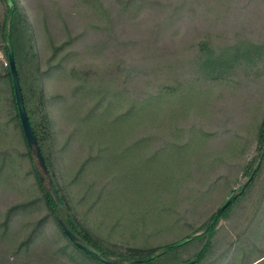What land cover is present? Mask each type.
<instances>
[{
  "label": "trees",
  "instance_id": "obj_1",
  "mask_svg": "<svg viewBox=\"0 0 264 264\" xmlns=\"http://www.w3.org/2000/svg\"><path fill=\"white\" fill-rule=\"evenodd\" d=\"M78 1L88 7L93 21L103 26L101 47L94 48L97 54L100 48L103 52L116 45L122 51L131 45L138 47L139 53H145L142 54L144 60L128 65L120 59L104 69L89 65L68 71L76 86L72 89L74 101L67 106L66 113L76 122V131L72 132L61 152L66 157L69 147L79 143L84 153V160L70 180L71 195L68 197L56 173L60 157L52 149L55 131L49 106L53 99L47 94L45 84L47 78L63 70V59L56 61L58 55L77 44L83 35L70 33L66 41L57 45L49 26L50 7L41 4L42 0H35L36 3L30 0L29 4L36 14L38 29L40 26L42 31L39 36L21 0H13L12 8L2 0L0 55L4 56L5 62L0 60V101L7 108L10 120L18 122L24 136L8 60L9 37L29 119L46 163V173L60 194L63 209L56 203L52 192L45 191L34 165V153L24 137L41 196L35 201L15 205L7 212L2 224L4 230L0 234V264H103L69 240L59 225L56 212L81 239L106 259L115 258L119 264H168L167 250L173 248V242L148 246L147 242L135 245L125 241V245L117 243V248L111 247L118 239L116 236L131 232L137 226L146 228L152 236H158L165 233V225L173 230L186 226L193 228L182 240L192 239L186 247L200 242L201 249L194 254L195 264H227L228 261L234 264L236 257L239 262L235 264H256L259 261L257 264H264V251L248 263L243 257L246 249L238 251L241 243L254 245L256 250L260 247V240L264 241V223L259 224L264 209L257 211V207L241 216L244 219L241 230L231 228L237 241L232 242L224 254L206 260L213 253L214 238L221 230L218 229L219 222L232 212L235 204L246 200L259 185H262L260 203H264V113L259 122L246 119L248 123L241 127L234 116H228L217 128L207 127L205 123L210 122L209 108L216 88L230 82L233 90H239L235 85L241 86V82H235V78H241L238 76L240 72L246 77L255 75L264 80V44L249 41H239L236 45L223 43L218 40L221 36L215 31L213 20L205 31L197 27L196 32L195 29L182 37L178 31L172 33L183 16L189 12L197 13V9H191L190 0H118L115 6L107 3L108 0ZM204 2L210 5L207 0ZM224 2L229 4L231 0ZM143 12L151 16V23L146 22L149 27L145 30L139 19ZM128 22L134 23L137 38L122 42L120 39L128 34L127 29L123 31ZM39 38L44 41L45 49L51 52L46 61L38 48ZM10 106L17 114L11 113ZM231 123L235 128L229 131ZM248 127L252 128L251 135L260 144L258 162L261 164L254 179L224 213L218 215V209L210 224L194 227L191 219L197 213V203L211 197L214 189L204 191L199 188L208 181V175L219 172L217 183L212 186L224 193L236 192V178L228 177L225 172L235 171V164L231 162L233 157L246 155L247 137L242 133ZM120 142L133 143L132 149L137 151L135 155L140 156L135 160L137 172L141 173V168L143 171L142 182L137 186L143 187V192L139 191L137 195L140 200H133L136 198L134 191L121 193L122 201L137 210L130 207L120 211L118 207V181L124 176L117 166L115 146ZM255 167L249 164L247 174L252 175ZM199 173L202 175L198 176ZM75 188L80 194L82 192L80 201L83 204L96 188L95 199L82 209L72 201ZM35 203L44 205L47 214L33 223H26L29 232L22 240L12 241L8 232L13 215L29 211ZM93 215L99 216L100 227L105 226L104 233L88 221ZM110 215L116 221L108 223L106 219ZM51 218L56 224L50 233H46ZM254 232L258 233L255 242L251 240ZM151 257L156 258L145 262Z\"/></svg>",
  "mask_w": 264,
  "mask_h": 264
},
{
  "label": "rangeland",
  "instance_id": "obj_2",
  "mask_svg": "<svg viewBox=\"0 0 264 264\" xmlns=\"http://www.w3.org/2000/svg\"><path fill=\"white\" fill-rule=\"evenodd\" d=\"M34 3L35 0H33ZM205 0H190L191 9H197V13L189 12L187 15L175 24L172 29V33L179 32V37L182 35L190 34L197 27L205 31L208 26L215 22V31L221 36L218 40L229 45H236L239 41H249L255 43L264 44V0H231V3L226 4L224 0H207L210 3L212 9H208L210 5L204 2ZM226 1V0H225ZM27 12H29V18L33 23V27L37 33V36L42 35V31L38 29V22L36 20V14L32 12L30 7V0H21ZM46 4L49 6V12L52 13L50 18V28L54 36L57 45L66 41L70 33L73 36L83 35L81 40L75 44L73 47H67L62 53L58 55L56 61L63 59V70L60 74H55L54 76L47 78L45 89L47 94L53 100L50 103L49 109L52 119L54 121V131H55V142L52 145V149L55 153L58 152L60 157V162L56 167L57 175L59 176L60 183L64 188L67 196L70 197V180L72 179L78 165L84 160V153L80 148V144L76 143L75 146L69 147V155L66 157L63 155L62 148L66 144L67 140L71 137L72 132L76 131V122L69 119L67 116L66 108L74 100L72 89L76 86L75 80L69 75L68 71L71 69H84L89 65H94L97 68L104 69L110 64H114L117 60L124 59L125 63L130 65L144 60L145 53H139L141 50L137 47L134 48L131 45L124 47L121 51L119 47H109L108 49L101 51L99 49V54L94 48L99 46L100 40L102 39L104 32L103 26L98 22H94L91 18V12L88 7L78 1V0H42L41 4ZM107 3L110 5H117L118 0H108ZM4 4L0 0V12L2 11ZM140 21L144 23V30L149 27L146 22L151 23V16L148 12H143L140 17ZM101 28V29H100ZM127 29L126 36L120 39L122 42L132 41L133 38H137L134 23L128 22L124 27L123 31ZM214 33V32H213ZM38 48L46 61L51 52L45 49L44 41L39 38ZM123 48V47H121ZM221 48V47H220ZM96 51V54L94 52ZM0 60L4 63L5 58L0 55ZM241 78H235V82L240 80L241 86L236 84L239 90L235 91L231 88L230 82H226L216 91L212 93L213 100L211 101V107L209 108V121H206L207 127L217 128L219 123H223L228 116H234L236 121L239 122L238 127H241L248 123L246 119L251 121H257L262 118L264 113V80L258 79L255 75H247L245 73H239ZM11 100L9 101V104ZM11 105V104H10ZM11 107V106H10ZM87 107L82 109L86 110ZM65 111V113H64ZM75 111V110H74ZM17 114L16 109L11 107V113ZM10 113V114H11ZM83 113L82 111L80 112ZM221 128V126H220ZM223 128V127H222ZM235 128V124L232 123L228 126V130ZM249 131V133L247 132ZM243 135L247 137L245 144L247 146L246 155L244 157H233L231 162L235 164V171L225 172L228 177L236 178L235 188L237 194L240 193L243 186L247 184L250 179L251 174H247L246 168L249 164L256 166L258 164V155L260 154L259 141L251 135L252 128L248 127ZM217 142V141H216ZM133 143L130 142H120L117 144V166L124 176L119 177L118 187L120 191L119 199V209L120 211H125L131 206H127V203L122 201L123 191L128 190L129 192L134 191L135 196L133 200H140L137 195L138 192H143V187H137L139 183L142 182L141 176L143 173L141 168V173L137 172V167L135 160L140 159V156L135 155L137 151L133 148ZM136 152V153H135ZM34 165L36 167L37 173L43 178V186L46 192L51 191L50 183L52 178L44 168L42 167L40 161L38 160L35 152H33ZM87 156V155H86ZM85 156V157H86ZM260 167V166H259ZM128 171V172H127ZM126 172V173H125ZM264 177V171H263ZM202 174L199 173L198 176ZM208 181L201 185L199 188L202 190L212 189V196L206 198L203 202L197 203V213L192 217L194 227L197 226H207L211 223V217L217 212L221 205L226 201L231 192H221V189H216L214 183H217V177L219 172H215L208 175ZM259 185L256 187L255 191L249 195L246 200H240L235 204L232 212L228 214L227 217L221 219L218 225L220 232L214 238V250L213 253L207 256L206 260L216 257L225 253V249L232 242H236L237 239L233 234L232 227L241 230L242 224L244 222V215L249 211L257 207V211L261 208L264 209V203L261 201V187ZM99 187L97 186V189ZM95 191L88 197L87 201L83 204L80 198L83 197L82 192L75 188L73 196V203L75 205L81 206L83 209L95 199ZM41 196L40 188L36 180V176L32 171V164L24 140V136L18 122L11 121L7 113V108L0 101V234L4 230L2 224L5 221L6 214L9 209L15 205L35 201ZM209 196V194H208ZM128 197V196H126ZM133 205H137L133 203ZM263 206V207H262ZM139 207V206H137ZM141 208V207H139ZM130 209L137 210L135 207ZM47 214V209L41 203H35L32 208L27 212H17L13 215L12 221L10 223V235L12 241L22 240L29 232V228L26 229V223H33ZM56 215L61 218L60 213L56 212ZM243 216V217H241ZM110 215L107 217V222H114L115 219ZM133 217V216H132ZM240 220H237V218ZM134 218V217H133ZM135 219V218H134ZM137 220V219H136ZM259 222L264 223V217ZM90 224L99 227L100 232L104 233L105 226L100 227L99 216H92L88 219ZM48 225L45 230L46 233H50L51 227H55L54 219L48 221ZM214 223V222H213ZM239 226V227H235ZM258 225V224H257ZM262 226V225H259ZM165 233L158 236H152V233L146 230L144 227H135L131 232L123 233L122 236H116L118 239L114 240L111 247L117 248V243H122L125 245V241L129 244L144 245L147 242L148 246L167 244L173 242V248L167 250L168 264H184L192 260H196L194 254L200 251V242L192 246H181L174 248L175 245L181 243L182 238L189 234L193 228L186 226L183 229L176 228L173 230L164 227ZM171 231H169V230ZM135 231L136 233H133ZM232 232V233H231ZM204 232L197 234V236L202 235ZM121 236V237H120ZM152 236V237H151ZM148 237V238H147ZM258 237V233H253L252 241L255 242V238ZM207 240H205L206 242ZM248 242V240H246ZM246 242V243H247ZM253 242V244H254ZM259 243V242H258ZM242 244V245H241ZM240 244L241 249H246V255L243 256L244 260L248 263L251 259H257V257L264 251V241L260 240L259 246L255 250V246H246L244 243ZM216 245V246H215ZM8 246V245H7ZM76 251V250H75ZM163 253L159 252L157 255ZM229 253L227 254V256ZM236 257V256H235ZM197 258H199L197 254ZM114 260H116L114 258ZM234 264L239 262V257L234 258ZM262 261V260H261ZM229 262V261H228ZM227 262V264H229ZM260 262V261H259ZM257 262V263H259ZM256 263V264H257ZM207 264V263H206ZM215 264V263H212Z\"/></svg>",
  "mask_w": 264,
  "mask_h": 264
},
{
  "label": "water",
  "instance_id": "obj_3",
  "mask_svg": "<svg viewBox=\"0 0 264 264\" xmlns=\"http://www.w3.org/2000/svg\"><path fill=\"white\" fill-rule=\"evenodd\" d=\"M6 2L10 8H12L14 6L13 0H6ZM7 41H8V44L10 46V52H9L8 60L10 63V70H11L12 79H13L16 104H17V108H18V112H19V116H20V121H21V125L23 128V132H24V137L27 141L29 148L33 152H35L38 160L40 161V163L42 165V167L46 171V169H47L46 163H45L42 151L39 147L38 139L34 133V130H33V127L31 125L29 115H28V112L26 109V105H25V101H24V95H23V91H22V87H21V83H20V78H19V74H18V70H17V66H16L14 50L11 47V44H10L11 42H10L9 37H7ZM260 164H261V162L259 161L258 164L256 165L249 181L243 187L241 193H243L245 191L246 186L254 179V177H255L258 169H259ZM40 179L43 183V178L40 177ZM50 189H51L52 195L54 196V198L56 200V203L58 204L60 209H63V203L61 201L60 194H59L55 184L53 183V181H51V183H50ZM237 197H238V194L236 192L231 193L229 195V197L226 199V201L221 205L217 214L221 215L222 213H224L236 201ZM57 220L59 222V225L63 229L64 233L69 238V240L72 243H74L80 250L84 251L87 255L91 256L92 258L99 260L103 264H119L118 261L108 260L105 257H103V255L97 249H95L94 247H92L91 245L86 243L83 239H81L61 218L57 217ZM190 241H192V239H185L181 243L175 245L174 248L184 246V245L188 244ZM155 258L156 257L148 258L145 260V262L152 261ZM195 263H196V261L193 260L191 262L184 263V264H195Z\"/></svg>",
  "mask_w": 264,
  "mask_h": 264
}]
</instances>
